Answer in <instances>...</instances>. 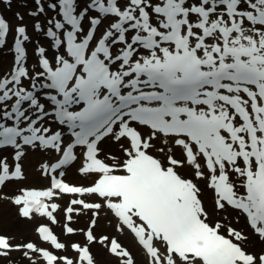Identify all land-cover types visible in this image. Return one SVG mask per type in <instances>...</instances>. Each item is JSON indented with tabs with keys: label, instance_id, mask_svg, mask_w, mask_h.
Wrapping results in <instances>:
<instances>
[{
	"label": "snow or ice",
	"instance_id": "snow-or-ice-1",
	"mask_svg": "<svg viewBox=\"0 0 264 264\" xmlns=\"http://www.w3.org/2000/svg\"><path fill=\"white\" fill-rule=\"evenodd\" d=\"M4 205L0 264H264V0H0Z\"/></svg>",
	"mask_w": 264,
	"mask_h": 264
},
{
	"label": "bare ground",
	"instance_id": "bare-ground-1",
	"mask_svg": "<svg viewBox=\"0 0 264 264\" xmlns=\"http://www.w3.org/2000/svg\"><path fill=\"white\" fill-rule=\"evenodd\" d=\"M68 179L75 180L76 178L73 177L72 174H69ZM13 212L14 210L9 205H4L2 208H0V213L3 214L4 227L18 234L25 232V225L18 222L17 220H14L13 216L11 215Z\"/></svg>",
	"mask_w": 264,
	"mask_h": 264
},
{
	"label": "rangeland",
	"instance_id": "rangeland-1",
	"mask_svg": "<svg viewBox=\"0 0 264 264\" xmlns=\"http://www.w3.org/2000/svg\"><path fill=\"white\" fill-rule=\"evenodd\" d=\"M15 10H16V9H13V11H15ZM7 15H8L9 17H11L12 14H11V13H8ZM12 22L15 23L14 20H13ZM11 215L13 216L14 220H16V217H15L14 212H13V214H11Z\"/></svg>",
	"mask_w": 264,
	"mask_h": 264
}]
</instances>
